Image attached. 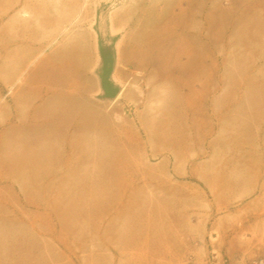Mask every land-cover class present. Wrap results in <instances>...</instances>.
I'll list each match as a JSON object with an SVG mask.
<instances>
[{
	"label": "rangeland",
	"instance_id": "rangeland-1",
	"mask_svg": "<svg viewBox=\"0 0 264 264\" xmlns=\"http://www.w3.org/2000/svg\"><path fill=\"white\" fill-rule=\"evenodd\" d=\"M0 16L9 33L41 32L47 47L53 22L62 25L58 35L117 40L134 50L135 65L126 93L107 104L115 121L106 122L97 167L64 170L68 182L53 186L51 168H3L0 144V239L25 241L41 256L33 264H53L56 228L77 242H105L96 251L113 253L116 264H227L226 250L207 247L205 237L241 225L247 198L215 200L209 184L225 176L220 164L241 163L244 109L264 119V0H0ZM3 43L24 54L38 42L16 49L0 37V78ZM119 128L120 154L112 136ZM164 191L174 199L161 200ZM162 232L180 234L184 246L170 238L161 247ZM102 260L96 253L79 264Z\"/></svg>",
	"mask_w": 264,
	"mask_h": 264
},
{
	"label": "crops",
	"instance_id": "crops-1",
	"mask_svg": "<svg viewBox=\"0 0 264 264\" xmlns=\"http://www.w3.org/2000/svg\"><path fill=\"white\" fill-rule=\"evenodd\" d=\"M0 20V37L16 42V49L24 41L38 42L27 43L24 54L6 52V45L2 44V167L51 168L53 186L68 182L64 170L97 167L106 152V122L115 121L106 107L128 89L135 67L131 59L134 50L125 52L117 40L107 46L99 34L92 36L89 31L58 35L62 25L54 22L53 44L47 47L43 43L47 38L41 32L25 34L18 28L9 33L10 20L4 16ZM6 64L11 67L6 69ZM243 115L241 163L220 164L217 174L225 176L217 175L216 181L209 184L215 200H232L239 193L247 198L240 214L241 225L226 226L219 239L205 237L207 247L226 250L227 264H247L253 255H264V119L259 111L254 114L250 108L244 109ZM114 132V152L120 154L121 129ZM57 197L53 191V199ZM158 197L166 202L174 199L169 191ZM89 212L85 209L79 215ZM96 215L104 216L105 212L96 210ZM58 233L56 228L53 264L87 263L96 253L103 256V264L118 261L113 253L96 251L105 249L103 241L91 245ZM170 238L184 246L180 234L162 232L161 247L169 248ZM19 257L33 264L41 256L29 249L25 241L1 238L0 264H10L11 259Z\"/></svg>",
	"mask_w": 264,
	"mask_h": 264
},
{
	"label": "built area",
	"instance_id": "built-area-1",
	"mask_svg": "<svg viewBox=\"0 0 264 264\" xmlns=\"http://www.w3.org/2000/svg\"><path fill=\"white\" fill-rule=\"evenodd\" d=\"M255 264H264V257H259L256 261Z\"/></svg>",
	"mask_w": 264,
	"mask_h": 264
}]
</instances>
